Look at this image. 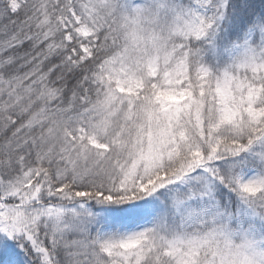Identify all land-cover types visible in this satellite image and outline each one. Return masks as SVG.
Instances as JSON below:
<instances>
[{
  "label": "snow or ice",
  "instance_id": "snow-or-ice-1",
  "mask_svg": "<svg viewBox=\"0 0 264 264\" xmlns=\"http://www.w3.org/2000/svg\"><path fill=\"white\" fill-rule=\"evenodd\" d=\"M0 264H264V0H0Z\"/></svg>",
  "mask_w": 264,
  "mask_h": 264
}]
</instances>
